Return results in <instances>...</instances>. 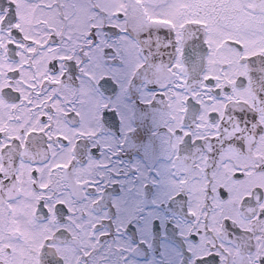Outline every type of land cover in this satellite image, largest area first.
Listing matches in <instances>:
<instances>
[{"label":"snow or ice","instance_id":"snow-or-ice-1","mask_svg":"<svg viewBox=\"0 0 264 264\" xmlns=\"http://www.w3.org/2000/svg\"><path fill=\"white\" fill-rule=\"evenodd\" d=\"M0 264H264V0H0Z\"/></svg>","mask_w":264,"mask_h":264}]
</instances>
